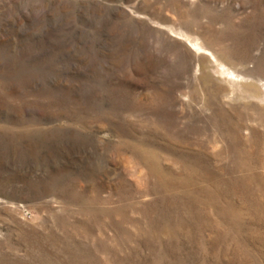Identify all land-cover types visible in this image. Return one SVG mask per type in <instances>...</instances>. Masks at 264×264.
<instances>
[{"label": "rangeland", "instance_id": "1", "mask_svg": "<svg viewBox=\"0 0 264 264\" xmlns=\"http://www.w3.org/2000/svg\"><path fill=\"white\" fill-rule=\"evenodd\" d=\"M0 264H264V0H0Z\"/></svg>", "mask_w": 264, "mask_h": 264}]
</instances>
